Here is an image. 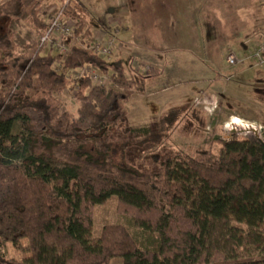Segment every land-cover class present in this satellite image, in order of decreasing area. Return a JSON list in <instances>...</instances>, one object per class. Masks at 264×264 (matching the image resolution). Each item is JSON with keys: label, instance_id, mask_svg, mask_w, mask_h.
<instances>
[{"label": "trees", "instance_id": "trees-1", "mask_svg": "<svg viewBox=\"0 0 264 264\" xmlns=\"http://www.w3.org/2000/svg\"><path fill=\"white\" fill-rule=\"evenodd\" d=\"M43 2L0 3V264H264V141L216 137L218 154L168 149L173 130L214 125L196 108H169L157 125L131 127L129 98L158 72L128 75L120 59L78 46L66 59L39 42L20 52L5 25L27 17L44 33ZM63 6L77 22L74 37L88 44L84 19L71 2ZM85 65L112 84L69 75ZM76 88L72 115L60 96ZM111 198L150 235L151 249L122 225L90 240L94 209ZM22 240L29 255L8 258L5 246ZM249 248L256 254L239 255Z\"/></svg>", "mask_w": 264, "mask_h": 264}, {"label": "crops", "instance_id": "crops-1", "mask_svg": "<svg viewBox=\"0 0 264 264\" xmlns=\"http://www.w3.org/2000/svg\"><path fill=\"white\" fill-rule=\"evenodd\" d=\"M100 4L82 0L71 7L92 34L116 38L119 50L114 60L137 73L158 72L146 80L144 91L129 98L131 127L154 125L169 108L204 110L205 105L212 110V115L206 114L209 119L215 113L214 121L220 116L221 122L239 118L261 123L252 116L261 107L253 99H264L259 96L264 85L248 95L244 102L248 113L235 111L233 105L243 102L241 94L261 80L244 78L253 68L232 67L227 56L231 51L248 55L264 42V0H101ZM92 10L94 16H86Z\"/></svg>", "mask_w": 264, "mask_h": 264}, {"label": "rangeland", "instance_id": "rangeland-1", "mask_svg": "<svg viewBox=\"0 0 264 264\" xmlns=\"http://www.w3.org/2000/svg\"><path fill=\"white\" fill-rule=\"evenodd\" d=\"M6 0H0V3L4 2ZM80 1L82 0H44L42 7L40 8L39 14L40 18L46 22V24L49 23L52 15L58 11L59 8L63 7L66 2H71V5H79ZM94 5H102L100 4L101 0H92ZM105 1V0H104ZM95 14V11L92 10V13L89 11L86 13V16L93 17ZM13 33L15 37V41L17 45L20 47V52H23V47L28 46L30 44H36L41 41L43 32H39L35 25L32 24L31 21L27 17L23 18L19 21H13L9 22V24H6L5 26H8ZM52 48V50H51ZM52 51L53 54H57L54 47L46 46L44 47V53H47L48 51ZM117 56V55H116ZM126 71L129 75L132 72V69L129 68L127 65ZM142 75H148L147 71L144 70L143 72L140 71ZM252 78L253 80L259 79L261 80L258 83L254 82L250 85L249 90L242 95V104H235L233 105V109L237 112L241 113H248L249 110H246L244 105V102H247L248 95L252 93L253 90H256V86L264 85V65L256 67L251 69L246 75H244V78ZM236 79L237 81L240 80ZM244 81V80H243ZM258 90V89H257ZM261 90V91H260ZM262 95L264 96V89H259V96L262 98ZM61 100L64 102L67 110L72 115L77 114V108L78 104L71 93L62 94L60 96ZM249 98V97H248ZM250 99V98H249ZM256 100L259 102L261 107H256L255 110H258L257 112L254 111L252 116L256 119H259L261 123L252 124L248 122L242 121V123L246 126H253L254 130H241L240 128L235 130H225L226 124L230 122V120H227L226 122H221L220 116L218 117V120L215 119L214 125L208 124L207 128L203 131H199L197 133H190L187 135L182 130H173L171 135L172 138L170 141L165 142V146L168 149H182L189 154H193L197 149H207L212 151L214 154H218L219 150L221 148V145L217 142H215L216 137H223L224 139H227L231 137L232 135L241 138V139H251V140H260L264 141V99L262 98L260 101L257 99H253V101ZM207 107V105H205ZM208 108H210L208 106ZM200 112L203 113V116L207 113L205 109L202 110L199 109ZM209 115H212L210 113ZM215 113H213V118H210L211 120H214ZM209 119V118H208ZM219 121V122H218ZM159 122V121H158ZM157 122V123H158ZM154 124V125H157ZM261 128V130H260ZM240 129V130H239ZM260 135H259V134ZM148 151H155L156 149L151 148V150L148 148ZM109 225H122L128 227L134 234L139 237V239L143 242V244L147 248H152L153 243L150 240L151 237L147 233H144L143 231L139 230L135 227L133 219L129 215H125L119 212L118 210V201L116 198H111L107 202H105L102 205H98L95 207L93 212V226L90 232V240L92 242H95L97 238L100 236L103 228L105 226ZM28 246L27 240H22L21 247H16L13 244H7L3 251L6 253L7 257L10 259L23 261L29 254L27 253L26 249ZM256 252L254 248H249V250H240L239 255L241 256H253ZM110 264H123L121 259H115Z\"/></svg>", "mask_w": 264, "mask_h": 264}, {"label": "built area", "instance_id": "built-area-1", "mask_svg": "<svg viewBox=\"0 0 264 264\" xmlns=\"http://www.w3.org/2000/svg\"><path fill=\"white\" fill-rule=\"evenodd\" d=\"M76 28L77 22L66 16L65 6H63L52 15L40 44L44 47L48 45L54 47L62 59L68 57L73 46H78L82 49L92 51L102 60L108 62L114 60L116 52L119 50L117 40L114 36L109 35L103 37L101 33L96 32L92 34L89 43L86 44L80 38L74 37ZM227 62L232 67L246 66L255 68L264 65V42L257 50L248 55L240 56L231 51L227 56ZM69 75L77 81L90 79L93 86H110L112 84L108 74L103 73L92 65H85L82 68L70 72ZM76 90L77 88L72 92L73 96L76 95ZM204 109L209 113L212 111L208 106H205Z\"/></svg>", "mask_w": 264, "mask_h": 264}, {"label": "bare ground", "instance_id": "bare-ground-1", "mask_svg": "<svg viewBox=\"0 0 264 264\" xmlns=\"http://www.w3.org/2000/svg\"><path fill=\"white\" fill-rule=\"evenodd\" d=\"M240 128L241 130H254L253 126H246L242 123V121L239 118H232L229 123L226 124L225 130H235ZM239 129V130H240Z\"/></svg>", "mask_w": 264, "mask_h": 264}]
</instances>
